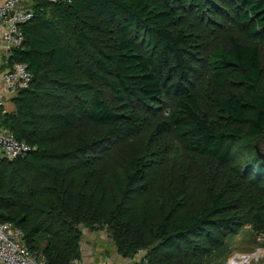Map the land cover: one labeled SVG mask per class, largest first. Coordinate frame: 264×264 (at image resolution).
I'll return each instance as SVG.
<instances>
[{"label": "trees", "instance_id": "obj_1", "mask_svg": "<svg viewBox=\"0 0 264 264\" xmlns=\"http://www.w3.org/2000/svg\"><path fill=\"white\" fill-rule=\"evenodd\" d=\"M220 1L33 3L11 58L33 78L16 92V111L0 113L31 149L0 156V221L21 227L37 254L46 236L48 264L80 260L82 215L110 227L122 256L143 250L146 264H202L245 225L264 232L263 49L231 35L211 53L206 91L189 86L198 39L179 29V11L201 17ZM227 2L238 31L264 41V0ZM166 97L174 103L159 118ZM170 134L183 151L148 186L143 159L162 155Z\"/></svg>", "mask_w": 264, "mask_h": 264}, {"label": "rangeland", "instance_id": "obj_2", "mask_svg": "<svg viewBox=\"0 0 264 264\" xmlns=\"http://www.w3.org/2000/svg\"><path fill=\"white\" fill-rule=\"evenodd\" d=\"M217 6H219L220 9L214 7L212 4L206 3L201 17H199L198 12L193 11L194 8L193 10L182 9L179 11L181 15L179 29L195 32L198 39L197 45L193 47V52L195 54L193 56V63L196 67V71L192 74L189 84L190 88L193 90L206 91L208 81L211 79L212 74V66L210 64L211 53L214 49L226 45L229 36L237 35L241 40L255 41L261 46L264 52L263 40L253 38L247 33L238 31L233 20V15L226 9L229 8L227 0L220 1ZM173 103L174 101L172 98H165V101L162 103L164 109L159 118L167 117ZM162 147L163 154L160 156H164V158L149 154L143 159L145 163L144 168L147 173L146 178L149 182L148 186L159 181L165 166L168 165L166 161H168L171 156L180 154L183 151L179 139L173 134H170L166 138ZM110 171H112V169H110L109 172ZM77 177L78 181H81V178H79V176ZM147 181H145L146 185ZM109 186L111 189L114 188L110 197L115 200V194L119 193L118 186L112 179L109 181ZM147 198L145 191L137 192L134 197L130 199V209L138 212ZM73 212L74 211H72V213ZM76 227L80 231V235L78 236L80 250H90V247L101 243H104L100 246H103L106 251L112 248L117 250L113 239L114 232L108 225L96 222L91 216L82 215ZM36 241L38 246L35 250L39 252V257H44L45 253L43 250L47 246L49 240L46 236L44 237L40 234L37 236ZM136 255H138L139 259L138 264H140L141 255H144V252ZM239 255H246V258L250 256L247 259L245 258L246 260H243L244 262L242 264H264V232L254 228L250 224L245 225L237 234L228 236L222 246L216 248L211 255L204 258L202 264H229L232 258L240 257Z\"/></svg>", "mask_w": 264, "mask_h": 264}, {"label": "built area", "instance_id": "obj_3", "mask_svg": "<svg viewBox=\"0 0 264 264\" xmlns=\"http://www.w3.org/2000/svg\"><path fill=\"white\" fill-rule=\"evenodd\" d=\"M36 0H0V27L5 48L12 50L24 41L23 24L34 16ZM33 74L24 62H14L2 74L3 81L14 92L30 86ZM31 146L16 137L9 128L0 126V156L15 159L25 156ZM143 250L139 253L142 254ZM143 257V255H141ZM142 259V258H141ZM0 264H48L45 257L32 251L24 230L13 221H0ZM71 264H80L75 259ZM140 264H146L140 260Z\"/></svg>", "mask_w": 264, "mask_h": 264}, {"label": "crops", "instance_id": "obj_4", "mask_svg": "<svg viewBox=\"0 0 264 264\" xmlns=\"http://www.w3.org/2000/svg\"><path fill=\"white\" fill-rule=\"evenodd\" d=\"M2 30L3 27H0V113L6 116L16 111L15 99L17 95L2 79V74L10 67L12 58V52L3 44ZM2 125L1 117L0 126ZM102 244L104 243L89 246L90 250L81 249L80 264H138V255L124 257L115 248L106 251L103 246H100Z\"/></svg>", "mask_w": 264, "mask_h": 264}, {"label": "bare ground", "instance_id": "obj_5", "mask_svg": "<svg viewBox=\"0 0 264 264\" xmlns=\"http://www.w3.org/2000/svg\"><path fill=\"white\" fill-rule=\"evenodd\" d=\"M260 251V250H259ZM261 252V251H260ZM240 256V255H239ZM250 256H248L247 258H249ZM246 255H242L240 257H235V258H232L229 262V264H242L246 259ZM244 260V261H243Z\"/></svg>", "mask_w": 264, "mask_h": 264}, {"label": "water", "instance_id": "obj_6", "mask_svg": "<svg viewBox=\"0 0 264 264\" xmlns=\"http://www.w3.org/2000/svg\"><path fill=\"white\" fill-rule=\"evenodd\" d=\"M257 152H258L259 156L264 159V151H262V149L257 147ZM79 235H80V231L78 230V228H76L75 236H79Z\"/></svg>", "mask_w": 264, "mask_h": 264}]
</instances>
